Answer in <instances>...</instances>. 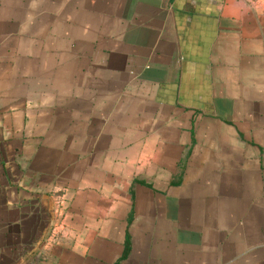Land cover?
I'll list each match as a JSON object with an SVG mask.
<instances>
[{
	"label": "crops",
	"instance_id": "1",
	"mask_svg": "<svg viewBox=\"0 0 264 264\" xmlns=\"http://www.w3.org/2000/svg\"><path fill=\"white\" fill-rule=\"evenodd\" d=\"M0 264H264V0H0Z\"/></svg>",
	"mask_w": 264,
	"mask_h": 264
}]
</instances>
